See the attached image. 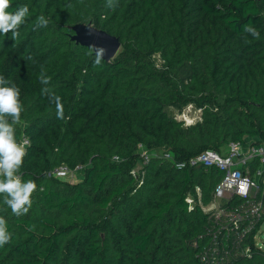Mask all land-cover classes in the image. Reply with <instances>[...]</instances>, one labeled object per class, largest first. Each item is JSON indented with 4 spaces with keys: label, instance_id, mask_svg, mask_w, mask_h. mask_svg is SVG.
Instances as JSON below:
<instances>
[{
    "label": "trees",
    "instance_id": "obj_1",
    "mask_svg": "<svg viewBox=\"0 0 264 264\" xmlns=\"http://www.w3.org/2000/svg\"><path fill=\"white\" fill-rule=\"evenodd\" d=\"M107 3L11 0L9 11L28 5L29 15L15 40L0 34V76L20 90L16 136L28 140L20 175L36 189L20 216L0 195L11 234L0 264H200L214 226L202 207L221 173L178 170L161 158L143 164L139 146L177 163L264 141V0ZM40 16L46 27H37ZM86 23L120 40L111 62L96 65L89 48L70 41L68 27ZM186 106L201 112L194 124L172 115ZM137 163L140 176L132 174ZM60 166L84 169L83 180L49 176ZM230 264H264V252L253 248L250 259Z\"/></svg>",
    "mask_w": 264,
    "mask_h": 264
},
{
    "label": "built area",
    "instance_id": "obj_2",
    "mask_svg": "<svg viewBox=\"0 0 264 264\" xmlns=\"http://www.w3.org/2000/svg\"><path fill=\"white\" fill-rule=\"evenodd\" d=\"M24 140L27 139L22 137L20 141ZM143 148L139 146L138 150L143 164H146L150 157ZM160 158L174 163L178 170L214 169L221 173L212 190L211 202L202 207L205 212L208 209L209 221L214 226L198 253L200 264H230L250 259L253 248L261 250L255 235H251L264 218V141L255 138L246 139L242 144L229 143L220 153L206 150L185 162H174L169 152H163ZM113 160L118 161L117 158ZM68 174L69 169L60 166L49 176L60 179ZM195 191L198 193L199 188L196 187ZM186 202L190 210L195 205L191 196ZM215 202L220 203L218 207L213 206Z\"/></svg>",
    "mask_w": 264,
    "mask_h": 264
},
{
    "label": "clouds",
    "instance_id": "obj_3",
    "mask_svg": "<svg viewBox=\"0 0 264 264\" xmlns=\"http://www.w3.org/2000/svg\"><path fill=\"white\" fill-rule=\"evenodd\" d=\"M108 7H113L112 0H108ZM11 8V0H0V34L6 36L11 33L15 40L19 36V27L25 23L29 15L28 5H20L14 11ZM48 20L40 16L37 20V27H46ZM243 31L254 38H259V31L251 24H246ZM95 51L96 65L101 63L104 55L103 49L92 48L91 54ZM41 83L47 85L50 78L43 74L40 77ZM43 92L49 90L44 88ZM50 99L56 104L58 118H63L61 98L55 95ZM22 103L20 101V90L10 80L0 76V195L4 196L6 204L16 216L26 214L31 207V195L36 189V184L27 180L24 181L20 175L23 159L27 153L28 141H18L16 126L20 124ZM11 234L7 231V223L0 217V246L9 242Z\"/></svg>",
    "mask_w": 264,
    "mask_h": 264
},
{
    "label": "water",
    "instance_id": "obj_4",
    "mask_svg": "<svg viewBox=\"0 0 264 264\" xmlns=\"http://www.w3.org/2000/svg\"><path fill=\"white\" fill-rule=\"evenodd\" d=\"M259 1V0H257ZM72 33L70 41L75 45L86 47L89 49H103L104 55L101 61L105 63L111 62L121 48L120 40L105 31L94 27L91 23L75 24L68 27ZM94 56L95 51H93Z\"/></svg>",
    "mask_w": 264,
    "mask_h": 264
},
{
    "label": "rangeland",
    "instance_id": "obj_5",
    "mask_svg": "<svg viewBox=\"0 0 264 264\" xmlns=\"http://www.w3.org/2000/svg\"><path fill=\"white\" fill-rule=\"evenodd\" d=\"M172 115L175 117L177 121L183 122L184 125H190L194 124L196 121L200 119L201 112L198 110H195L191 106H186L182 110H171ZM23 126V125H20ZM143 152L147 153V155L150 158H160L162 153L164 152L163 149L160 150H148L143 148ZM143 166L140 163H137L136 166L132 169V174L135 176H140L143 173ZM84 175V169L81 168V170L76 169H69V174L63 178H60L58 180L64 181L69 184H76L83 180ZM214 207H218L220 203L215 202L213 203ZM206 212H209L208 209H205ZM261 224L259 225V228H257V231L255 233V239L258 243V246L260 249L264 252V218L261 219Z\"/></svg>",
    "mask_w": 264,
    "mask_h": 264
}]
</instances>
